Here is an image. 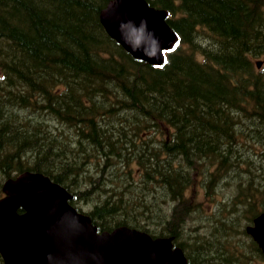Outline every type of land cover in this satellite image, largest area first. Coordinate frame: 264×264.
<instances>
[{
	"label": "trees",
	"instance_id": "trees-1",
	"mask_svg": "<svg viewBox=\"0 0 264 264\" xmlns=\"http://www.w3.org/2000/svg\"><path fill=\"white\" fill-rule=\"evenodd\" d=\"M109 1L0 0V173L42 172L99 232L172 236L188 264L264 261L245 229L264 210V0H147L179 36L162 65L109 35Z\"/></svg>",
	"mask_w": 264,
	"mask_h": 264
},
{
	"label": "water",
	"instance_id": "water-1",
	"mask_svg": "<svg viewBox=\"0 0 264 264\" xmlns=\"http://www.w3.org/2000/svg\"><path fill=\"white\" fill-rule=\"evenodd\" d=\"M167 16L168 10L147 0H110L100 13L111 37L134 57L156 65L179 39ZM262 63L258 60V67ZM4 190L0 253L5 264H188L172 236L124 225L99 232L90 215L70 203L72 193L42 172L8 178ZM246 231L264 253V211Z\"/></svg>",
	"mask_w": 264,
	"mask_h": 264
},
{
	"label": "flooded vegetation",
	"instance_id": "flooded-vegetation-1",
	"mask_svg": "<svg viewBox=\"0 0 264 264\" xmlns=\"http://www.w3.org/2000/svg\"><path fill=\"white\" fill-rule=\"evenodd\" d=\"M8 176L0 173V199L6 195L4 190V183L7 180ZM0 264H5L2 254L0 253Z\"/></svg>",
	"mask_w": 264,
	"mask_h": 264
},
{
	"label": "rangeland",
	"instance_id": "rangeland-1",
	"mask_svg": "<svg viewBox=\"0 0 264 264\" xmlns=\"http://www.w3.org/2000/svg\"><path fill=\"white\" fill-rule=\"evenodd\" d=\"M81 206H82V208H83V210H87L88 208H89V206L88 205H86V204H80ZM202 226V225H201ZM258 264H264L263 263V261L262 262H260V263H258Z\"/></svg>",
	"mask_w": 264,
	"mask_h": 264
}]
</instances>
